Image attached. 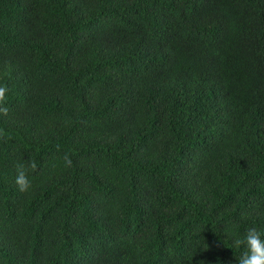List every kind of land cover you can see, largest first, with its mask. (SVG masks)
I'll use <instances>...</instances> for the list:
<instances>
[{
    "label": "trees",
    "instance_id": "obj_1",
    "mask_svg": "<svg viewBox=\"0 0 264 264\" xmlns=\"http://www.w3.org/2000/svg\"><path fill=\"white\" fill-rule=\"evenodd\" d=\"M0 86V264H237L264 236V0H0Z\"/></svg>",
    "mask_w": 264,
    "mask_h": 264
},
{
    "label": "clouds",
    "instance_id": "obj_2",
    "mask_svg": "<svg viewBox=\"0 0 264 264\" xmlns=\"http://www.w3.org/2000/svg\"><path fill=\"white\" fill-rule=\"evenodd\" d=\"M8 88L6 86H0V115L7 116L9 113L8 107ZM7 136V133L0 129V139ZM64 162L66 166L71 167L72 160L65 154ZM36 170V164L34 162H19L16 165L15 184L21 193H28L32 188V180L30 179L29 172ZM233 246L237 249L243 246L240 257L237 264H264V236L262 232L256 227L247 229L243 239L235 238L232 241Z\"/></svg>",
    "mask_w": 264,
    "mask_h": 264
}]
</instances>
